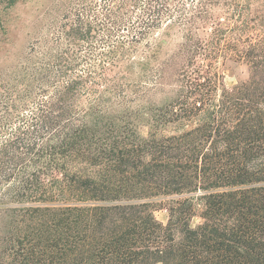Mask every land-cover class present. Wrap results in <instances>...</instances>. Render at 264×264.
Wrapping results in <instances>:
<instances>
[{"label": "trees", "instance_id": "16d2710c", "mask_svg": "<svg viewBox=\"0 0 264 264\" xmlns=\"http://www.w3.org/2000/svg\"><path fill=\"white\" fill-rule=\"evenodd\" d=\"M35 57L0 85V264H264V0H82Z\"/></svg>", "mask_w": 264, "mask_h": 264}, {"label": "rangeland", "instance_id": "374dc122", "mask_svg": "<svg viewBox=\"0 0 264 264\" xmlns=\"http://www.w3.org/2000/svg\"><path fill=\"white\" fill-rule=\"evenodd\" d=\"M87 6H95L99 0H83ZM82 0H16L8 5L0 2V85L14 76L17 70L32 66L29 58L44 51L47 40L60 36L63 26L71 22L74 13L81 9ZM199 33L204 35V31ZM181 35L177 28L164 24L160 29L153 30L148 36L149 43H161L157 56L153 60L156 65L172 55L178 47ZM34 49L37 51L34 52ZM224 83L232 86L248 76L245 65L227 62L221 68ZM0 91L2 89L0 88ZM156 217L166 222L168 213L164 209L155 211ZM201 222L199 215L192 224Z\"/></svg>", "mask_w": 264, "mask_h": 264}]
</instances>
